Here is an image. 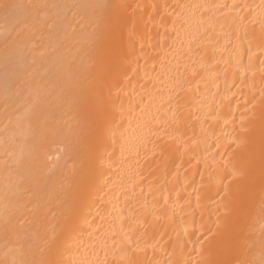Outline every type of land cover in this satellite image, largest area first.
<instances>
[{
  "label": "bare ground",
  "instance_id": "1",
  "mask_svg": "<svg viewBox=\"0 0 264 264\" xmlns=\"http://www.w3.org/2000/svg\"><path fill=\"white\" fill-rule=\"evenodd\" d=\"M45 262L264 264V0H0V264Z\"/></svg>",
  "mask_w": 264,
  "mask_h": 264
},
{
  "label": "snow or ice",
  "instance_id": "2",
  "mask_svg": "<svg viewBox=\"0 0 264 264\" xmlns=\"http://www.w3.org/2000/svg\"><path fill=\"white\" fill-rule=\"evenodd\" d=\"M10 6H11V5H8V4H5V5H4L5 8H8V7H10ZM45 264H47V262H45Z\"/></svg>",
  "mask_w": 264,
  "mask_h": 264
}]
</instances>
